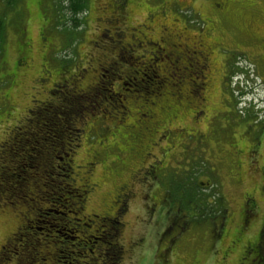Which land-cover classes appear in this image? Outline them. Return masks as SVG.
Here are the masks:
<instances>
[{"label": "rangeland", "instance_id": "obj_1", "mask_svg": "<svg viewBox=\"0 0 264 264\" xmlns=\"http://www.w3.org/2000/svg\"><path fill=\"white\" fill-rule=\"evenodd\" d=\"M67 1L0 0V167L13 141L32 144L25 132L63 93H85L71 155L72 183L86 189L82 210L48 219L63 225L77 216L92 226L68 242L44 243L29 222L37 214L31 203L2 191L0 253H19L0 256V264L18 263L23 226L48 258L20 262L63 264L69 242H88L102 217L117 215L120 257H97L99 242L90 246L96 264H261L264 0H87L79 22ZM112 1L123 4L119 12ZM192 38L209 50L187 61ZM246 200L255 203L250 225L241 224ZM248 242L259 243L256 255ZM72 259L90 264L86 254Z\"/></svg>", "mask_w": 264, "mask_h": 264}, {"label": "trees", "instance_id": "obj_2", "mask_svg": "<svg viewBox=\"0 0 264 264\" xmlns=\"http://www.w3.org/2000/svg\"><path fill=\"white\" fill-rule=\"evenodd\" d=\"M18 1L5 0V3L14 6ZM125 1H123L124 4L127 2ZM67 2V9H69L72 15V20L79 22L76 15L84 12L87 0H68ZM1 30L2 21H0V34ZM64 95L69 96L68 93H63L61 95L62 98L59 99L56 105L52 104L44 110L47 112L49 111L48 109H51L52 112H49V114L44 113V118L37 119L32 132L30 130L25 132L27 135L33 136V142H31L33 145L27 146V141L29 140H22L21 142H18V140L13 141L11 143L13 147L8 149L10 157L8 156L9 159L5 161L7 164L5 167H0V192L5 191L9 196L19 197L22 201L31 203L37 214L33 221L29 222L36 224L35 230L40 231L46 236L43 239L44 243H47L46 239H50L54 243L58 238L65 239L68 242L76 237L77 233L81 231V227L85 232L88 227L92 226L83 225L84 222L79 220V217L76 218L77 216L72 219L73 222L65 219L64 222H61L63 225H59L48 219L50 218V214L53 217H60V219L69 214L72 216L78 215L82 210L81 202L86 196V189L75 186L72 183L71 177L73 173L71 155L74 152V148L78 145L82 132V129L79 127L72 126V122L77 113H80L79 111L85 106V104L81 103V99L86 94L71 95L70 98L64 97ZM32 149L36 151L34 156H31L33 154ZM22 151H29L31 154L28 153L26 157H22L24 156ZM37 168H39L38 173L36 172ZM38 174H42V181H40L41 177ZM30 185L36 190L32 195H28L25 192V189H29ZM48 201L51 205L46 204ZM46 217L48 221L46 220L45 222L43 220ZM113 218L110 220L108 216L102 217L101 221H103L104 225H98L94 229L93 234L85 237L88 242L85 243L83 239H80L79 242H69V247L65 253L59 251L63 256V264H75V260H69V256L80 258V256L83 257L85 254L89 258L90 264L96 262V259H94L96 256L99 258L104 257L106 262L108 258L118 261L121 251L120 249L116 251L117 249H115L113 240L119 234L123 223H121L118 217ZM87 222L92 223V220H88ZM26 228V226H23L24 231L19 232V238L16 239L22 241V244L18 243L21 255L17 264H24L20 260H25L28 256H33L34 260L36 259L38 263L44 261L48 257L46 255L45 257H41L38 251L39 245L42 243L38 239L31 237L29 232L25 231L27 230ZM72 234L76 235L73 236ZM105 238L111 241H105ZM259 238V242L264 245V225L262 226V235ZM99 242L104 243L105 248H99L100 256L98 255V251L95 253L96 256H94L90 246H95ZM12 244L18 245L16 242ZM18 253L15 249L11 255L0 253V256L7 259H9V256L16 258ZM248 253L249 249H247ZM56 260H58V256L54 254L53 262ZM76 262L78 263L79 261L76 259ZM258 262L264 264V251L262 252V250L257 257L256 263Z\"/></svg>", "mask_w": 264, "mask_h": 264}, {"label": "flooded vegetation", "instance_id": "obj_3", "mask_svg": "<svg viewBox=\"0 0 264 264\" xmlns=\"http://www.w3.org/2000/svg\"><path fill=\"white\" fill-rule=\"evenodd\" d=\"M127 1V0H126ZM125 1V2H126ZM111 7L112 8H115L114 10H117L118 12L122 9V7H123V4L122 5H120V6H118V3L116 2V1H112L111 3ZM126 4H127V2H126ZM118 6V7H117ZM182 34V33H181ZM180 34V35H181ZM174 37V36H173ZM178 38H180V36H178ZM186 40V39H185ZM187 42H186V44L184 45V49H183V51H184V53H185V56L187 55V61L189 60V55H190V53L191 54H194V55H196V52H195V50L196 49H199L200 51H201V49H203L204 47L206 48V50H209V48H208V46L207 45H205V42L202 40V39H200L199 41L198 40H195L194 41V38H192V40H190V39H188V40H186ZM162 43H164V40L162 41ZM137 44V45H136ZM148 44H154V43H152L151 41H149L148 42ZM135 47H137V46H139V42L138 43H135ZM173 46V48H176V45H172ZM181 46V45H180ZM127 49V48H126ZM125 49V51H127ZM128 49H130V50H132V48H130L129 46H128ZM166 50V49H165ZM156 53H158V52H156ZM173 53L172 52H170V55H172ZM189 54V55H188ZM178 60H179V57L177 56L176 57V59H175V62L177 63L178 62ZM155 61L156 60H152V61H148V64H152V62H154L155 63ZM170 68H172V67H170ZM188 68H191V65L188 67ZM126 76V78H127V75H125ZM120 78V77H119ZM118 78V79H119ZM123 84V83H122ZM54 85V84H53ZM124 86H125V84H124ZM97 89V88H96ZM95 90V89H94ZM125 90H127L126 88H125ZM92 91V90H91ZM90 91V92H91ZM127 91H129V90H127ZM116 96H121L120 94H116ZM127 189V191L129 190L128 189V187L126 188ZM128 195H129V193H127L126 192V194H124L123 196H122V198H124V199H127V197H128ZM247 199V198H246ZM153 205H154V209L156 208V206L158 205L157 203H153ZM149 208V207H148ZM244 210H243V219H242V223L241 224H243V225H250V223H251V221H250V219L252 218V214L253 213H256L255 211V203H254V205L252 206V204H251V201H249V200H246L245 202H244V208H243ZM263 215H264V213H263ZM113 217H118V215L117 216H113ZM263 225H264V221H263ZM257 239H258V237H257ZM252 243V242H251ZM250 242H248V244L246 245V247H248L249 246V244H251ZM260 246L259 245V243L257 244V243H255L254 245H250L249 247L250 248H254V255H256L257 253H258V250H259V248L258 249H255V247L256 246ZM97 263V261L95 262V263H93V264H96ZM253 264V263H252Z\"/></svg>", "mask_w": 264, "mask_h": 264}]
</instances>
